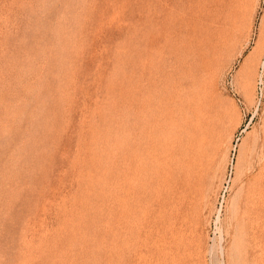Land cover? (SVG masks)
Masks as SVG:
<instances>
[{
	"label": "rangeland",
	"instance_id": "rangeland-1",
	"mask_svg": "<svg viewBox=\"0 0 264 264\" xmlns=\"http://www.w3.org/2000/svg\"><path fill=\"white\" fill-rule=\"evenodd\" d=\"M263 143L264 0H0V264H264Z\"/></svg>",
	"mask_w": 264,
	"mask_h": 264
},
{
	"label": "bare ground",
	"instance_id": "bare-ground-1",
	"mask_svg": "<svg viewBox=\"0 0 264 264\" xmlns=\"http://www.w3.org/2000/svg\"><path fill=\"white\" fill-rule=\"evenodd\" d=\"M222 2V1H221ZM226 3V2H225ZM225 7V6H224ZM221 8V7H220ZM230 8V7H229ZM221 10V9H220ZM233 15V14H232ZM215 17V16H214ZM218 21V20H217ZM222 23V22H221ZM224 23H225V21H224ZM231 24V23H230ZM229 27V26H228ZM224 32H222L221 34H220V36L221 37H224L223 39H222V41H224V42H226V37H225V34H223ZM214 37V36H213ZM213 37H212V39H213ZM230 37V36H229ZM221 41V40H220ZM212 42H213V40H212ZM226 45V44H225ZM219 48H221V47H219ZM214 120V119H213ZM206 121H207V119H206ZM206 121H204L205 123H206ZM221 121V120H220ZM211 122H212V120H211ZM218 122V121H217ZM217 122H215V123H217ZM209 123V122H208ZM219 123V122H218ZM210 124V123H209ZM212 124H214V123H212ZM205 126V125H204ZM212 126V125H211ZM217 126V125H216ZM210 127V126H209ZM212 129V128H211ZM210 129V130H211ZM212 131V130H211ZM205 132V131H204ZM208 132V131H207ZM213 132V131H212ZM216 132H217V130H216ZM214 134V133H213ZM210 135V134H209ZM200 136V135H199ZM215 136V135H214ZM218 136V134L216 135V137ZM202 137V136H201ZM200 138V137H199ZM215 138V137H214ZM213 138V139H214ZM215 143V142H214ZM264 144V143H263ZM264 165V164H263ZM263 165H262V167H263ZM201 168V167H200ZM262 169V168H261ZM260 169V170H261ZM199 172H200V170H199ZM204 172V171H203ZM264 174V173H263Z\"/></svg>",
	"mask_w": 264,
	"mask_h": 264
}]
</instances>
